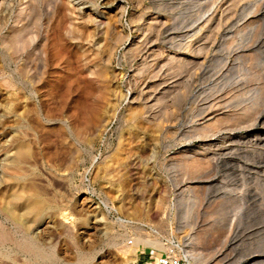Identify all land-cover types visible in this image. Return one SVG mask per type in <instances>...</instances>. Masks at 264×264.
Returning a JSON list of instances; mask_svg holds the SVG:
<instances>
[{
	"label": "rangeland",
	"instance_id": "rangeland-1",
	"mask_svg": "<svg viewBox=\"0 0 264 264\" xmlns=\"http://www.w3.org/2000/svg\"><path fill=\"white\" fill-rule=\"evenodd\" d=\"M13 187L44 201L39 254L0 214V264H264V0H0Z\"/></svg>",
	"mask_w": 264,
	"mask_h": 264
},
{
	"label": "bare ground",
	"instance_id": "bare-ground-1",
	"mask_svg": "<svg viewBox=\"0 0 264 264\" xmlns=\"http://www.w3.org/2000/svg\"><path fill=\"white\" fill-rule=\"evenodd\" d=\"M150 23H152V21ZM150 25H152V24H150ZM142 31H143V29H142ZM140 39H141V35L138 37L137 40H135L130 45V50H131V52L134 53L135 56L137 54H139V52H141V50H142ZM174 56L171 55L169 58L171 59ZM174 61H177V65H175V71L176 72L175 73L170 72V75H169V77L172 78L174 82H172V83L168 82V85L163 84L162 88H164V86H165V88L166 87L173 88V87L177 86V84L181 81V78L183 77V75H181L182 73L180 74L181 71L177 72L178 68L181 67V64H182L181 62L183 60L180 57H177V55H176ZM162 67H164V66H162ZM166 73L168 74V72H166ZM162 75H164V74L162 73ZM164 76H165L164 78H166V75H164ZM159 77L162 80L164 79L163 76H161L160 74H159ZM166 79H168V78H166ZM169 83H170V86H169ZM25 148H26L25 145H21L16 150L14 158L10 161L9 166H12L14 168L18 167V165L21 161L23 152L25 151L24 150ZM35 195H33L32 193L27 192L21 188L19 189V188L13 187L7 191V193L4 195V198L1 197L2 201L0 202V214L3 215V217L5 218L6 221L12 223L13 228L15 229L16 233H17V231H20L24 234V237L26 238V241L23 242V244L21 242L19 243L15 237H13L11 239V242L15 243L16 247L20 251H22L23 253H25L27 255H34L35 253L39 254L38 247H36V245L34 243L35 239L30 234L31 233L30 227L33 224V223H31V221H35V222L41 221L42 217H43V213L45 212L44 201L42 202V200L38 196H35ZM141 242H142V240L137 239L136 243H135V247L139 248V244ZM146 244L150 247H155L157 245V242L146 241ZM145 249L146 248H144V250Z\"/></svg>",
	"mask_w": 264,
	"mask_h": 264
},
{
	"label": "built area",
	"instance_id": "built-area-1",
	"mask_svg": "<svg viewBox=\"0 0 264 264\" xmlns=\"http://www.w3.org/2000/svg\"><path fill=\"white\" fill-rule=\"evenodd\" d=\"M128 243H133L130 238ZM130 264H193V261L185 254L178 253L175 249L156 250L152 248L150 251L138 250V254L134 257Z\"/></svg>",
	"mask_w": 264,
	"mask_h": 264
}]
</instances>
